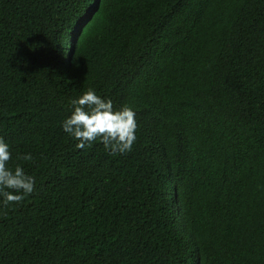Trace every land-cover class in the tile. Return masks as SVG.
<instances>
[{"label":"trees","instance_id":"obj_1","mask_svg":"<svg viewBox=\"0 0 264 264\" xmlns=\"http://www.w3.org/2000/svg\"><path fill=\"white\" fill-rule=\"evenodd\" d=\"M88 88L131 152L62 131ZM0 137V264H264V0H0Z\"/></svg>","mask_w":264,"mask_h":264},{"label":"clouds","instance_id":"obj_2","mask_svg":"<svg viewBox=\"0 0 264 264\" xmlns=\"http://www.w3.org/2000/svg\"><path fill=\"white\" fill-rule=\"evenodd\" d=\"M60 127L75 141L74 147L86 149L99 140L110 154H126L137 141V120L133 107L123 104L115 107L113 101L98 95L94 88L84 90L70 100L68 114ZM12 159L10 144L0 137V205L18 204L25 196L36 191V178ZM24 161H32L33 154L20 155Z\"/></svg>","mask_w":264,"mask_h":264}]
</instances>
